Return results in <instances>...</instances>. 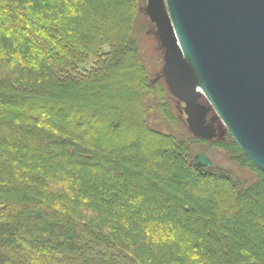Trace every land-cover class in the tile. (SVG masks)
Here are the masks:
<instances>
[{
	"label": "trees",
	"instance_id": "trees-1",
	"mask_svg": "<svg viewBox=\"0 0 264 264\" xmlns=\"http://www.w3.org/2000/svg\"><path fill=\"white\" fill-rule=\"evenodd\" d=\"M145 3L0 0V264H264V172L190 132Z\"/></svg>",
	"mask_w": 264,
	"mask_h": 264
},
{
	"label": "water",
	"instance_id": "water-1",
	"mask_svg": "<svg viewBox=\"0 0 264 264\" xmlns=\"http://www.w3.org/2000/svg\"><path fill=\"white\" fill-rule=\"evenodd\" d=\"M144 12L164 52L161 77L190 132L216 139L220 119L264 172V0H147ZM194 160L215 165L206 151Z\"/></svg>",
	"mask_w": 264,
	"mask_h": 264
},
{
	"label": "rangeland",
	"instance_id": "rangeland-1",
	"mask_svg": "<svg viewBox=\"0 0 264 264\" xmlns=\"http://www.w3.org/2000/svg\"><path fill=\"white\" fill-rule=\"evenodd\" d=\"M147 3V0H146ZM145 3V6H146ZM144 6V9H145ZM146 15V14H145ZM150 21V20H149ZM147 29L144 28V38H143V45L145 46V55L148 63L151 65L152 68V76L153 78H161L162 67H163V50L160 46L159 39L156 35V27L154 29L151 26V33L145 35ZM201 102L208 103L205 98L201 99ZM216 115L214 111L211 112L210 116ZM216 126L219 129V137L223 136L226 132V127L223 125L220 119L216 122Z\"/></svg>",
	"mask_w": 264,
	"mask_h": 264
}]
</instances>
